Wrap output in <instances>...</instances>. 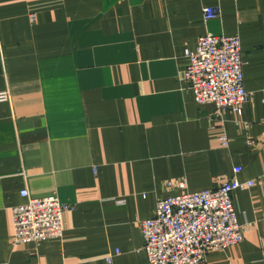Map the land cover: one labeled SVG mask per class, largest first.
I'll return each mask as SVG.
<instances>
[{"label": "crops", "instance_id": "1", "mask_svg": "<svg viewBox=\"0 0 264 264\" xmlns=\"http://www.w3.org/2000/svg\"><path fill=\"white\" fill-rule=\"evenodd\" d=\"M207 33L239 37V112L198 104L184 80ZM2 91L0 262L147 264L157 201L235 176L254 181L232 193L243 240L207 264H264V0H0ZM23 189L71 206L61 237L14 241Z\"/></svg>", "mask_w": 264, "mask_h": 264}, {"label": "built area", "instance_id": "2", "mask_svg": "<svg viewBox=\"0 0 264 264\" xmlns=\"http://www.w3.org/2000/svg\"><path fill=\"white\" fill-rule=\"evenodd\" d=\"M217 15L216 8H203L205 19ZM185 55L189 61L184 80L195 101L213 104L220 114L239 112L250 99L243 85L239 37L207 33ZM8 99V91L0 92V102ZM221 142L225 145L227 139L222 136ZM240 171V167L234 168L235 174ZM253 183L233 176L214 189L159 199L154 214L140 221L147 264H207L210 250L241 242L246 228L237 220L232 193ZM20 193L26 201L12 208L14 241L39 243L61 237L62 212L71 206L54 194L33 197L26 189Z\"/></svg>", "mask_w": 264, "mask_h": 264}]
</instances>
